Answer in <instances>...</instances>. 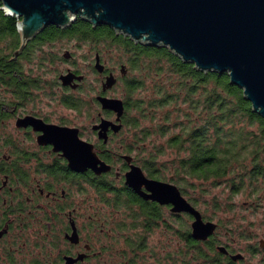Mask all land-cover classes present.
Listing matches in <instances>:
<instances>
[{
	"label": "flooded vegetation",
	"instance_id": "obj_1",
	"mask_svg": "<svg viewBox=\"0 0 264 264\" xmlns=\"http://www.w3.org/2000/svg\"><path fill=\"white\" fill-rule=\"evenodd\" d=\"M2 11L3 13L0 12V264H67V256L76 258L80 254L85 255L74 264H85L97 256L100 257L102 249L106 246L96 250L97 244H114V241H117L103 240L102 236L109 237V234H104V227L98 234L94 230L95 224L91 228L85 225L84 193L86 188L93 190L92 198L96 197L98 200L103 177L113 183L112 195L114 192L122 195L129 193L137 199L129 208L123 209L129 227L134 230L131 234L132 239L126 236L130 239L128 243L140 244L141 248L145 244H158L151 243L148 234L158 227H163L165 212H169L173 219L181 213L173 212L172 205L145 199L126 183V173L132 165L140 166L149 178L163 179L149 175L133 152L123 150L128 142L125 146H121L122 150L111 146L125 126V113L122 119L117 121V113L103 109L98 99L100 95L115 97L109 95V92L119 83L122 84V81L130 79L129 58L132 52H126L128 56L126 63L120 62L116 66L109 67L100 53L102 39L99 37L88 39L92 41L89 52L94 54L95 58L86 63L94 74L91 85H87L88 76L83 69L76 67L73 54L65 50L61 58L59 56L61 52L54 49L57 40L69 37L62 35L54 40L51 39L50 34L44 33L45 29L51 26L49 25L22 47L21 35L17 27L19 39L12 45L11 41L5 38L4 33L5 28L11 26L9 21L14 16L6 15L3 9ZM16 19L19 21L18 18ZM98 60L104 66L103 71L97 68ZM60 61L71 63V66L61 70L57 67ZM117 69L120 70V76L115 74ZM69 70L77 75H84V78L74 79L70 85H64L60 76ZM53 71L55 74L52 76ZM111 74L116 77V83L112 88L103 90L106 78ZM100 82H102L101 87H99ZM92 92L96 94L90 97ZM76 99L86 100H84L86 102L84 108L88 113L92 105L97 108V115L91 124L94 141L84 138L81 126L70 124L62 117L54 119L52 110L54 102L82 113L84 108L81 110L76 105ZM103 118L121 124V128L115 130L110 126L107 130V138L100 137V129H94V125L99 124ZM38 119L47 124L79 128L80 137L94 144L98 155L111 165V169L103 173H97L92 168L85 171L72 169L63 151L56 150L53 143L41 138L44 131L40 128L42 123L38 122ZM143 189L146 190L145 187ZM141 204L150 206L151 224L147 223V217L141 215L138 217L139 213L143 212L140 208ZM121 209L116 208L115 212L119 214ZM155 214L158 215L157 220H154ZM87 215L93 221L92 218L95 216ZM74 231L78 235L77 241L69 239ZM222 245L228 250L225 258L229 264L231 256L235 254L232 253L234 250L230 244ZM250 249L258 253L259 248L253 246Z\"/></svg>",
	"mask_w": 264,
	"mask_h": 264
},
{
	"label": "water",
	"instance_id": "obj_2",
	"mask_svg": "<svg viewBox=\"0 0 264 264\" xmlns=\"http://www.w3.org/2000/svg\"><path fill=\"white\" fill-rule=\"evenodd\" d=\"M0 3L6 15L19 19L22 47L49 25L67 27L77 18L94 27L107 25L134 42L166 47L199 71L228 73L231 83L243 90L253 110L264 118V0H0ZM97 68L104 70L99 60ZM83 78L84 75L70 70L60 76L64 85ZM115 83L116 77L109 75L103 90ZM98 99L103 109L117 113V121L122 119L125 113L122 98L100 95ZM37 121L44 131L41 138L53 143L56 150H62L72 169L92 168L97 173L111 169L94 144L80 137L79 128ZM110 126L115 130L121 128V124L103 118L94 129H100V137L107 138ZM126 183L145 199L172 205L175 213L191 215V235L195 239L207 240L216 232L218 224L205 220L175 183L149 178L138 165H132L126 173ZM69 239L77 241V232ZM218 248L228 252L224 245ZM84 255L67 256V264H74ZM231 257L242 259L243 254L238 252Z\"/></svg>",
	"mask_w": 264,
	"mask_h": 264
},
{
	"label": "trees",
	"instance_id": "obj_3",
	"mask_svg": "<svg viewBox=\"0 0 264 264\" xmlns=\"http://www.w3.org/2000/svg\"><path fill=\"white\" fill-rule=\"evenodd\" d=\"M1 5L0 3V12L3 13ZM17 22V19L12 17L9 21L11 26L5 28V38H8L12 45L19 39ZM44 33L50 34L53 40L62 35L81 40L96 37L108 39L123 47L125 52H132L129 58L130 71L145 72L147 77L154 75V78L167 74L166 80L158 81L154 87L157 98L150 100L134 96V93L145 84L143 77L137 75L122 81L124 89L121 98L126 105L125 125L130 123L139 129L141 118L147 117V105L150 107L174 105V110L167 111L164 124H160L157 129V132L164 135L171 132L172 127L180 128L179 132L173 131L174 134L167 138L170 147L184 153L174 158L177 165L173 168L172 176L164 173L163 170L167 169L165 162L158 160L159 154L164 153L163 148L159 147L147 156H139L141 153L139 143L145 141L151 133L148 128L137 130L132 141L125 146V151L138 152L136 157L149 175L169 179L178 185L183 194L187 193V177L197 181H208L212 186L224 185L230 190L231 198L248 190L250 205L255 209L260 207L264 209V118L253 110L243 90L231 83L228 73L199 71L194 64L184 62L166 47L134 42L127 36L116 34L107 25L94 27L82 18H77L72 25L64 28L51 25ZM84 100L76 99V105L81 110L86 105ZM132 110L138 111V114L129 122ZM104 178H101L100 183V198L104 202L125 209L137 201L136 197L129 193L122 195L114 192L112 195L113 183ZM190 183L196 185L194 181ZM191 200L192 204L196 203V200ZM217 202L215 203L217 209L222 205H226L230 211L233 209L232 201L225 204ZM140 208L143 212L139 213L138 217L140 215L147 217V223L151 224L150 206L141 204ZM155 216L154 220H157L158 215ZM213 216L208 218L213 220ZM183 217L184 215L180 214L175 218L177 220L175 222V219L171 220L164 215V223L168 227L172 225L170 227L172 228L179 223V230L175 231L174 235L185 243L182 252L186 256L204 259L211 264H228L225 253L218 248L223 243L216 236L217 231L207 240L195 239L187 223L182 222ZM122 221L119 227L126 230L130 224L128 225L125 217ZM220 225L222 220L219 218L218 227ZM125 241L131 250L141 249L140 244H129L130 239L127 238ZM236 263L230 259L229 264Z\"/></svg>",
	"mask_w": 264,
	"mask_h": 264
},
{
	"label": "rangeland",
	"instance_id": "obj_4",
	"mask_svg": "<svg viewBox=\"0 0 264 264\" xmlns=\"http://www.w3.org/2000/svg\"><path fill=\"white\" fill-rule=\"evenodd\" d=\"M122 35V34H121ZM91 40H81L78 38H66L63 40H57L56 45L54 46L55 50L61 52L59 56L63 58L65 50L73 54L76 67H79L84 70L87 74L86 84L91 85L94 74L92 69H88L86 63L95 58V55L89 52L91 48ZM144 45V44H143ZM100 53L102 55L103 61L106 62L107 66L113 67L118 65V63H126L127 54L123 47L118 46L116 43H112L110 40H102L100 43ZM71 66V63H66L60 61L57 67L61 70H65L67 67ZM55 72H52V76ZM115 74L120 76V70L117 69ZM130 77L140 76L145 80L144 86L139 88L134 93V96L137 98H143L146 100L157 98L155 94V85L158 81L166 80L165 73L154 78V75L147 77L145 72H133L130 71ZM102 82H100L101 87ZM123 84L119 83L116 85L110 92L109 95L121 98L124 87ZM96 92H92L90 97H93ZM147 108V117L141 118V128H148L151 133L145 141L140 142V155L147 156L153 150L157 148H163L164 153L159 154L158 160L160 162H165L167 169L163 170L167 176H172L174 173V166L177 165L174 158L183 155V152L177 151V149L172 148L167 143V138L174 134V132H179V127H172V131L164 135L157 132L160 124H164L165 115L168 110H174V105L165 106V107H150ZM53 116L55 118L62 117L70 124H77L82 127L84 132V138L95 140V137L92 135L91 124L94 122V118L97 115L96 106L92 105L90 112L88 113L86 108L80 112H76L68 107L60 105L57 102L52 104ZM138 114V111L132 110L129 115V122L132 118ZM174 114L177 115V112L174 111ZM135 128L130 123H127L122 132L117 135L111 144L117 150H122L121 146L130 141L134 137V133L139 130ZM121 148V149H120ZM125 150V147L123 148ZM138 152L133 151V155H138ZM164 180V179H163ZM166 181H170L167 179ZM186 190L187 193L183 195L188 198L191 202V199L196 200V203H193L203 214L205 220H211L208 217L213 216L214 222L218 224L219 218L222 220V225L217 227L216 236L219 238L221 243L230 244L234 252L232 253H242L243 260H235L236 264H264V209L258 208L255 209L250 205V192L242 191L236 196L231 198L230 190L222 186H212L210 182L203 180H194L187 177ZM190 181H194L196 185H191ZM172 182V181H171ZM174 183V182H173ZM177 185V184H176ZM89 191V192H88ZM94 195L93 190L86 188L84 193L85 196V225L89 228L96 225V232L99 234L101 228H105V235L102 236L103 240L114 241V244H97L96 250L101 249V246H106L102 249V254L100 257H95L85 264H211L204 259H194L193 257L186 256L182 252L184 250L182 247L185 244L182 242L177 235H174L175 231L179 230V223L172 228L168 227L165 223L163 227H158L155 230H152L148 234V240L151 243L158 244H145L143 248L136 251H132L130 247L126 244V236L132 239L134 230L129 226L124 230L120 228L122 220H124L125 214H123V209L120 213H116L113 205L104 202L101 198L98 200L96 197L93 199ZM230 197V199H228ZM218 201V202H217ZM228 201L233 202V209L230 211L226 205H222L219 209L215 208V203L225 204ZM193 202V201H192ZM191 202V203H192ZM97 205V206H96ZM93 214V221L90 219L89 215ZM184 215L182 222L187 223L188 228L191 230L192 216L188 213H181ZM173 219L169 212H165V217L168 216ZM177 220H175L176 222ZM94 222V223H92ZM181 222V221H180ZM92 224V225H90ZM90 225V226H89ZM170 225V224H169ZM174 229V231H173ZM110 235L112 238H110ZM122 236V237H121ZM108 237V238H107ZM120 237V238H119ZM263 241V243H261ZM161 242V244H159ZM252 246H258V253L251 251ZM56 251V250H55ZM242 260V261H239Z\"/></svg>",
	"mask_w": 264,
	"mask_h": 264
}]
</instances>
